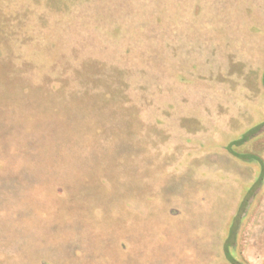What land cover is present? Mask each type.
Masks as SVG:
<instances>
[{
  "label": "rangeland",
  "instance_id": "1",
  "mask_svg": "<svg viewBox=\"0 0 264 264\" xmlns=\"http://www.w3.org/2000/svg\"><path fill=\"white\" fill-rule=\"evenodd\" d=\"M263 71L264 0H0V264H264Z\"/></svg>",
  "mask_w": 264,
  "mask_h": 264
},
{
  "label": "flooded vegetation",
  "instance_id": "2",
  "mask_svg": "<svg viewBox=\"0 0 264 264\" xmlns=\"http://www.w3.org/2000/svg\"><path fill=\"white\" fill-rule=\"evenodd\" d=\"M262 85H263V88H264V71H263V76H262ZM261 124H262V127H264V120L261 122ZM245 141H246V133L242 134V137L236 138V139H234V141L232 140L227 147H228V149L231 152L235 153L234 150H233V147L236 146V145H241V143L245 142ZM239 156H242V155H239ZM259 160L261 162L260 166L262 167L263 161L261 159H259ZM262 173H263V170L261 171V175H262ZM259 187L260 186L258 184H254L248 190V192L245 195V198L243 199V204L241 205V208L239 209V211L243 210V212H241V214L239 213V215L243 216L244 211L251 204V202H252L256 192L258 191ZM239 215L237 214V216H235L234 221L231 224L230 233H229V235H228V237L226 239V242H228V243H231V242L237 243L238 228H239V225H240V222H241L240 221L241 217H239Z\"/></svg>",
  "mask_w": 264,
  "mask_h": 264
},
{
  "label": "trees",
  "instance_id": "3",
  "mask_svg": "<svg viewBox=\"0 0 264 264\" xmlns=\"http://www.w3.org/2000/svg\"><path fill=\"white\" fill-rule=\"evenodd\" d=\"M261 129V127L259 128ZM233 153V152H232ZM235 156H239L237 153H233ZM227 259L232 263V264H246L244 262H239L237 259H235L233 256H231L229 253L227 255Z\"/></svg>",
  "mask_w": 264,
  "mask_h": 264
},
{
  "label": "water",
  "instance_id": "4",
  "mask_svg": "<svg viewBox=\"0 0 264 264\" xmlns=\"http://www.w3.org/2000/svg\"><path fill=\"white\" fill-rule=\"evenodd\" d=\"M236 158H238L241 162L245 163V160L239 156H236ZM257 163L259 162L258 160H255ZM255 161L253 162H250L251 164L254 163ZM263 183H264V180H263ZM246 215V214H245ZM234 218V217H233Z\"/></svg>",
  "mask_w": 264,
  "mask_h": 264
},
{
  "label": "crops",
  "instance_id": "5",
  "mask_svg": "<svg viewBox=\"0 0 264 264\" xmlns=\"http://www.w3.org/2000/svg\"><path fill=\"white\" fill-rule=\"evenodd\" d=\"M231 8H233V9H237L238 6H237V5L233 6V4H232V5H231Z\"/></svg>",
  "mask_w": 264,
  "mask_h": 264
}]
</instances>
